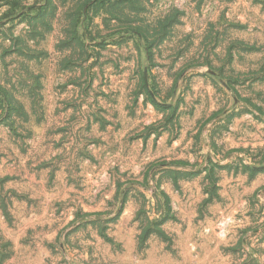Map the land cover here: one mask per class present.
Masks as SVG:
<instances>
[{"label": "rangeland", "instance_id": "rangeland-1", "mask_svg": "<svg viewBox=\"0 0 264 264\" xmlns=\"http://www.w3.org/2000/svg\"><path fill=\"white\" fill-rule=\"evenodd\" d=\"M0 264H264V0H0Z\"/></svg>", "mask_w": 264, "mask_h": 264}]
</instances>
